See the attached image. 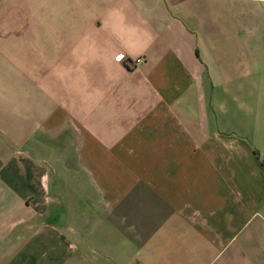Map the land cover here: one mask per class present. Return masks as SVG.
Instances as JSON below:
<instances>
[{"label": "crops", "instance_id": "obj_1", "mask_svg": "<svg viewBox=\"0 0 264 264\" xmlns=\"http://www.w3.org/2000/svg\"><path fill=\"white\" fill-rule=\"evenodd\" d=\"M263 41L264 0H0V264H264Z\"/></svg>", "mask_w": 264, "mask_h": 264}, {"label": "rangeland", "instance_id": "obj_2", "mask_svg": "<svg viewBox=\"0 0 264 264\" xmlns=\"http://www.w3.org/2000/svg\"><path fill=\"white\" fill-rule=\"evenodd\" d=\"M262 46H264V41L262 42ZM243 117L245 118V125L246 126H254L252 121V114L251 112H243Z\"/></svg>", "mask_w": 264, "mask_h": 264}, {"label": "built area", "instance_id": "obj_3", "mask_svg": "<svg viewBox=\"0 0 264 264\" xmlns=\"http://www.w3.org/2000/svg\"><path fill=\"white\" fill-rule=\"evenodd\" d=\"M123 59H124V56L122 54H119L116 56V60H118V61H122ZM140 61H141V59H137V60H135L134 64L139 63Z\"/></svg>", "mask_w": 264, "mask_h": 264}]
</instances>
